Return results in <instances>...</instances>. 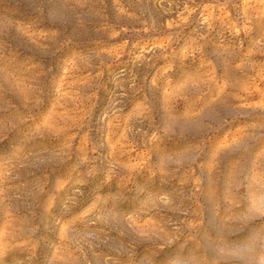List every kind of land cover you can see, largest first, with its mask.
Wrapping results in <instances>:
<instances>
[{
  "label": "rangeland",
  "instance_id": "obj_1",
  "mask_svg": "<svg viewBox=\"0 0 264 264\" xmlns=\"http://www.w3.org/2000/svg\"><path fill=\"white\" fill-rule=\"evenodd\" d=\"M264 0H0V264H259Z\"/></svg>",
  "mask_w": 264,
  "mask_h": 264
},
{
  "label": "clouds",
  "instance_id": "obj_2",
  "mask_svg": "<svg viewBox=\"0 0 264 264\" xmlns=\"http://www.w3.org/2000/svg\"><path fill=\"white\" fill-rule=\"evenodd\" d=\"M259 264H264V257L259 260Z\"/></svg>",
  "mask_w": 264,
  "mask_h": 264
}]
</instances>
